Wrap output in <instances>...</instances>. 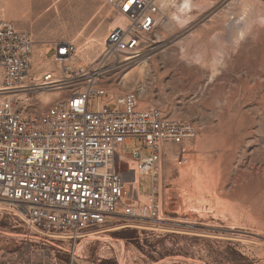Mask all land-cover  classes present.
Segmentation results:
<instances>
[{"label":"rangeland","instance_id":"rangeland-1","mask_svg":"<svg viewBox=\"0 0 264 264\" xmlns=\"http://www.w3.org/2000/svg\"><path fill=\"white\" fill-rule=\"evenodd\" d=\"M183 1L159 0L140 57L124 69L105 67L117 95L137 90L140 107L195 126L188 161L177 163V143L162 157L160 220L122 216L87 229L74 264H264V0H194L179 22ZM117 16L104 0H0V21L32 35L38 73L60 75L58 41L76 44L72 67L93 64ZM54 94H44V108ZM141 146L133 138L125 152ZM140 191H150L149 177ZM14 213L0 200V264H71Z\"/></svg>","mask_w":264,"mask_h":264},{"label":"built area","instance_id":"built-area-1","mask_svg":"<svg viewBox=\"0 0 264 264\" xmlns=\"http://www.w3.org/2000/svg\"><path fill=\"white\" fill-rule=\"evenodd\" d=\"M104 2L127 22L110 31L90 66L72 67L67 62L76 44L56 42L52 57L61 65L60 75L33 72L32 35L0 21V200L12 204L31 233L68 252L71 264L87 229L122 216L161 219L162 157L177 143V163H186L185 142L197 135L190 122L154 106L140 107L137 90L121 95L109 90L105 66L124 69L129 62L124 58L140 56L144 37L157 26L159 7L156 0ZM48 91L56 95L44 108ZM133 138L142 146L128 155ZM122 162L126 170L119 169ZM145 176L146 193L140 191Z\"/></svg>","mask_w":264,"mask_h":264},{"label":"bare ground","instance_id":"bare-ground-1","mask_svg":"<svg viewBox=\"0 0 264 264\" xmlns=\"http://www.w3.org/2000/svg\"><path fill=\"white\" fill-rule=\"evenodd\" d=\"M45 1L46 0H41V2H43V3H45ZM157 1V5H158V7H159V0H156ZM193 1L194 0H184L183 1V5H184V7L183 8H180V14H175L173 17H176L177 18V20H179V22H184L185 20H187V18H186V16L183 14L185 11H187L188 9H190V8H192V5H193ZM159 13H160V7H159ZM159 13L157 14V25H158V19H159ZM118 16L116 17V19H115V21H114V23L116 24L114 27H116V26H123V25H125V23L127 22V18L124 16V15H122V14H117ZM172 23H176L175 22V20L173 19V20H169L165 25L167 26V25H172ZM157 27V26H156ZM156 29V28H155ZM154 32V31H153ZM152 32V33H153ZM110 33V32H109ZM151 33V34H152ZM150 34H148V35H146L145 37H144V41H143V49H144V47H145V39H146V37L147 36H149ZM108 36V35H107ZM106 38L107 37H104L103 39H101L100 40V44L101 45H103L104 47H106ZM34 44H35V41H34ZM143 49H142V51H143ZM33 50H34V47H33ZM48 52V51H47ZM52 52H54V51H52ZM142 53V52H141ZM48 55H49V53H48ZM141 55V54H140ZM140 57V56H139ZM138 57V58H139ZM132 57H126V58H124V61H127V60H129V62L127 63L128 65L132 62V61H134V60H132V61H130V59H131ZM137 59V58H136ZM96 60H98V58L97 59H95L92 63H94ZM138 61V62H137ZM139 59L138 60H136L135 62L136 63H139ZM134 62V63H135ZM145 63L146 62V60H144V61H142V62H140V63ZM133 63V62H132ZM33 68H34V66H33ZM126 68V67H125ZM35 73H38V72H35ZM40 73V72H39ZM38 73V74H39ZM106 79H107V77H106ZM130 82V79H129V77H128V72L125 74V76H124V79L121 81V83H123V85H127L128 83ZM108 87V86H107ZM109 90H111L113 93H115L116 94V92L113 90V89H109ZM126 93V92H125ZM54 95H56V93L54 94ZM109 95L110 96H112L113 94L112 93H109ZM121 95V94H120ZM45 98L47 97V96H44ZM261 104V103H260ZM263 104H264V102H263ZM246 129V128H245ZM218 175H219V173H218ZM146 194H143V196H145ZM147 196V195H146ZM90 235H92L93 236V234H90Z\"/></svg>","mask_w":264,"mask_h":264},{"label":"crops","instance_id":"crops-1","mask_svg":"<svg viewBox=\"0 0 264 264\" xmlns=\"http://www.w3.org/2000/svg\"><path fill=\"white\" fill-rule=\"evenodd\" d=\"M52 51H54L55 52V49L53 48V50ZM140 180H141V178H140Z\"/></svg>","mask_w":264,"mask_h":264}]
</instances>
